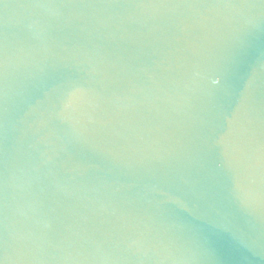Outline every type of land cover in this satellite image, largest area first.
Segmentation results:
<instances>
[{"label":"water","instance_id":"obj_1","mask_svg":"<svg viewBox=\"0 0 264 264\" xmlns=\"http://www.w3.org/2000/svg\"><path fill=\"white\" fill-rule=\"evenodd\" d=\"M0 264H264V0H0Z\"/></svg>","mask_w":264,"mask_h":264}]
</instances>
